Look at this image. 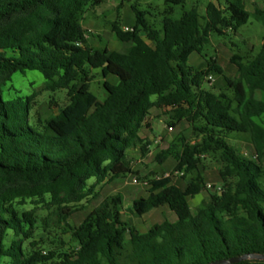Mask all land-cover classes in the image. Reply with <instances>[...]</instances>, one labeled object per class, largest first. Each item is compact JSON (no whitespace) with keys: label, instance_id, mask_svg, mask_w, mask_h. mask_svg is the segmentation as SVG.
<instances>
[{"label":"trees","instance_id":"obj_1","mask_svg":"<svg viewBox=\"0 0 264 264\" xmlns=\"http://www.w3.org/2000/svg\"><path fill=\"white\" fill-rule=\"evenodd\" d=\"M104 0H0V264H210L264 254V42L247 59L234 53L236 74L227 78L233 97L202 88L212 71L224 72L216 58L195 71L189 56L203 55L212 33L237 31L250 12L245 0H211L206 15L184 9L173 19L175 5L166 0L161 28L146 12L133 7L136 24L111 29L127 46L94 48L82 19L89 7ZM255 17L264 25V8ZM40 72L45 90H65L69 102L54 116L34 113L35 94L17 93L16 72ZM99 72L106 97L91 90ZM110 75L117 82L106 80ZM260 95V96H259ZM157 108L187 121L196 144H171L155 157H173L183 177L198 170L203 156L216 154L221 186H206L199 174L185 188L163 173L148 176L147 195L129 210L143 216L161 206L166 218L147 231L123 223L124 195L105 197L84 220L71 228L69 243L39 238L44 230L32 211L20 208L27 199H49L67 220L96 186L133 173L134 157L152 142L142 136L151 128ZM173 126V125H171ZM232 132L247 135L254 155L228 142ZM95 179L94 184L90 180ZM207 190L195 210L190 198ZM234 264H264L248 259Z\"/></svg>","mask_w":264,"mask_h":264},{"label":"rangeland","instance_id":"obj_2","mask_svg":"<svg viewBox=\"0 0 264 264\" xmlns=\"http://www.w3.org/2000/svg\"><path fill=\"white\" fill-rule=\"evenodd\" d=\"M211 0H187L185 6L175 5L174 12L171 15L173 19H179L184 9L197 8L201 15H206L207 4ZM250 12L248 22L242 25L237 31L231 29L223 34L212 33L210 43L206 44L203 49V55L196 52L189 56L188 65L192 66L195 71H202L207 68V60L216 58L224 72L222 74L212 71L210 74L214 80L211 81L205 77L202 79V88L214 93H225L233 97V92L228 86L227 78L236 74V65L231 62V56L238 53L247 59L252 58L262 48L264 42V25L255 17L254 10L256 7L264 8V0H245ZM133 7L146 12L147 19L157 28H161L164 11L168 5L166 0H104L94 7H89L82 19L84 28L87 31L89 43L94 48L109 47L111 49H120L119 42L113 35L110 20H116L120 25L132 28L136 24V16ZM95 78L91 82L90 90L101 100L107 95L104 88L105 78L99 73H92ZM106 80L117 82V77L110 75ZM44 77L38 71H30L27 74L16 72L13 75V83L16 86L17 93L23 95L35 94L34 113L38 112L42 118L57 115L63 106L69 100L67 92L61 90L50 92L45 90ZM260 96V95H259ZM173 113L164 114L160 109L154 108L149 116L151 128H145L143 137L149 139L152 144L149 151L143 155L141 151L135 152L130 150L134 157L133 173L126 177L115 180H108L96 186L97 197L90 195L85 199L80 209L67 220L61 218L60 211L50 203L49 199H27L20 208L25 211H32L44 227V230L38 231L36 236L39 238H58L59 240L69 243L71 240V228L77 227L86 217V215L96 207L105 197L122 193L124 195V205L122 209L123 223L126 226H135L141 231H147L152 225L162 222L164 219H174L171 211L165 207H157L142 217L132 214L129 210L133 206V201L140 196L147 195L150 185L148 176L153 174L169 173L173 182L185 188L187 180L190 177L202 174L206 186H221L222 180L219 175L221 162L216 154H207L203 156L198 170L183 177V173L176 170V160L170 157L164 164H159L155 159L156 155L171 144L178 143L181 145L186 140L195 145L197 138L192 133L187 121L180 123L172 118ZM264 124V119L259 120ZM173 129L170 130V126ZM186 137V138H185ZM185 139V140H184ZM228 142L232 146L239 147L245 155L253 156V144L248 140L247 135L243 133L232 132L228 136ZM135 152V153H134ZM137 178V182L135 179ZM90 184L95 183L91 179ZM209 194L204 190L194 198H190L192 209L203 201L208 200Z\"/></svg>","mask_w":264,"mask_h":264},{"label":"water","instance_id":"obj_3","mask_svg":"<svg viewBox=\"0 0 264 264\" xmlns=\"http://www.w3.org/2000/svg\"><path fill=\"white\" fill-rule=\"evenodd\" d=\"M248 259L264 260V254L251 253V254H246L244 256H241V257L221 260V261L213 262L210 264H234V263H238L240 261L248 260Z\"/></svg>","mask_w":264,"mask_h":264},{"label":"crops","instance_id":"obj_4","mask_svg":"<svg viewBox=\"0 0 264 264\" xmlns=\"http://www.w3.org/2000/svg\"><path fill=\"white\" fill-rule=\"evenodd\" d=\"M245 4H246V3H245ZM246 8H247V10H248L249 12H251V11L248 9L247 5H246ZM258 8H262V7H258ZM112 21H115V20H110L109 23L112 22ZM114 37L116 38V41H117V42L121 43V44H120V46H121L120 49H123V48H125V47L127 46V44L121 42V41H120L115 35H114ZM108 48H109V47H108ZM109 49H110V50H120V49H115V48H114V49L109 48ZM144 130H145V129H144ZM144 130H143V131H144ZM143 131H142V133H141L142 136H143ZM130 150H134L135 152L139 151L138 148H137V149H134V148H133V149H130ZM130 150L128 151L129 153H130ZM135 152H134V153H135ZM137 153H138V152H137ZM130 154H131V153H130Z\"/></svg>","mask_w":264,"mask_h":264},{"label":"built area","instance_id":"obj_5","mask_svg":"<svg viewBox=\"0 0 264 264\" xmlns=\"http://www.w3.org/2000/svg\"><path fill=\"white\" fill-rule=\"evenodd\" d=\"M125 30H130V28L129 27H125ZM208 78H209V80H211V81H213L214 80V78H213V76H208ZM173 129V126H170V130H172ZM164 176H170V174L169 173H164L163 174ZM135 181L137 182L138 180H137V178L135 179ZM208 187H211V185H209Z\"/></svg>","mask_w":264,"mask_h":264}]
</instances>
